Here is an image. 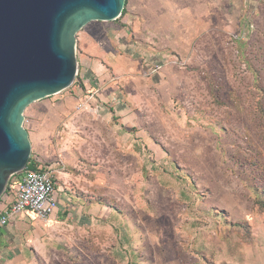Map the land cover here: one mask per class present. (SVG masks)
<instances>
[{"label":"rangeland","instance_id":"374dc122","mask_svg":"<svg viewBox=\"0 0 264 264\" xmlns=\"http://www.w3.org/2000/svg\"><path fill=\"white\" fill-rule=\"evenodd\" d=\"M75 57L23 127L77 199L16 215L0 264H264V0H126Z\"/></svg>","mask_w":264,"mask_h":264},{"label":"water","instance_id":"95a60500","mask_svg":"<svg viewBox=\"0 0 264 264\" xmlns=\"http://www.w3.org/2000/svg\"><path fill=\"white\" fill-rule=\"evenodd\" d=\"M125 0H0V198L27 167L31 145L23 113L77 78L76 35L113 22Z\"/></svg>","mask_w":264,"mask_h":264},{"label":"built area","instance_id":"2783aa9c","mask_svg":"<svg viewBox=\"0 0 264 264\" xmlns=\"http://www.w3.org/2000/svg\"><path fill=\"white\" fill-rule=\"evenodd\" d=\"M84 99L76 105L78 111H102L103 107L97 103V91H89ZM35 164L34 168L26 167L21 173L11 176L8 180L0 200H7L10 196L12 199L3 211H0V233H8V228L11 222L15 221L16 215L48 221L58 212L59 200L56 195L58 189L52 171L38 161ZM18 175L19 179H16Z\"/></svg>","mask_w":264,"mask_h":264},{"label":"crops","instance_id":"0c3cea01","mask_svg":"<svg viewBox=\"0 0 264 264\" xmlns=\"http://www.w3.org/2000/svg\"><path fill=\"white\" fill-rule=\"evenodd\" d=\"M130 46H127V50H128V52H130L132 49H130L129 48ZM129 48V49H128ZM81 82V81H80ZM80 82H78V85H77V93H79L80 95H82L84 92H83V87H82V85L80 84ZM83 86L85 87V84H86V82L85 81H83ZM94 89H92L91 91H93ZM79 96V95H78ZM44 100V99H43ZM43 100H41V101H43ZM98 100L100 101V97H98ZM41 101H38V102H41ZM38 102H34V103H32L31 105H33V104H36V103H38ZM31 105H29L26 109L28 110L27 112L29 113V114H32V113H34V110H35V107H32ZM32 107V108H31ZM102 111H103V109H102ZM24 116H26V113H25V111H24V113H23V117ZM29 137V136H28ZM29 142H30V145L32 146V142H31V140L29 139ZM40 162L39 160H37V159H34L33 158V163L35 164L36 162ZM49 168L51 169V171H52V174H53V178H54V180H55V182H56V187H57V189H58V192H57V197H58V200H59V210L58 211H60V209L62 210V206L65 204V203H67V202H69V203H74V199H77V198H74V196L71 194V192L70 191H68V186H70L71 185V183H76L77 181H79L80 180V178H76V176H73V175H71L70 173H68V172H66V171H57V170H55V169H52V167L51 166H49ZM16 179H19V175L18 176H16L15 177ZM79 184V183H78ZM9 199H7V200H3V201H1L0 200V211H3V209L10 203V201H11V196L10 197H8ZM20 217H19V222L21 223V222H23V221H25L26 219L27 220H34V218H30L29 219V217H27V216H25V215H19ZM55 218V216H53L51 219H54ZM50 219V220H51ZM15 225H16V223H15V221L14 222H11V224H10V227L8 228V229H12V228H14L15 227ZM0 234H4V235H6L4 232H2V233H0Z\"/></svg>","mask_w":264,"mask_h":264},{"label":"trees","instance_id":"16d2710c","mask_svg":"<svg viewBox=\"0 0 264 264\" xmlns=\"http://www.w3.org/2000/svg\"><path fill=\"white\" fill-rule=\"evenodd\" d=\"M126 6V0H125V3H124V7ZM124 14V9H123V11H122V14H121V16ZM81 84V83H80ZM36 166V164H34L33 163V157L31 156V158H30V160H29V163H28V165H27V168L28 169H32V168H34Z\"/></svg>","mask_w":264,"mask_h":264}]
</instances>
